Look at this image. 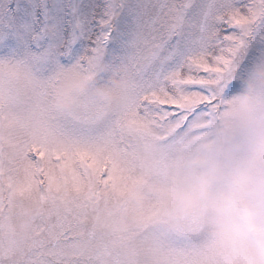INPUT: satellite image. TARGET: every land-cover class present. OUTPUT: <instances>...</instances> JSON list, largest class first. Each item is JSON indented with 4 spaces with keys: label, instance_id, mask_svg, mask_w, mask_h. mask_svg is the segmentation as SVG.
I'll list each match as a JSON object with an SVG mask.
<instances>
[{
    "label": "rangeland",
    "instance_id": "rangeland-1",
    "mask_svg": "<svg viewBox=\"0 0 264 264\" xmlns=\"http://www.w3.org/2000/svg\"><path fill=\"white\" fill-rule=\"evenodd\" d=\"M260 156L264 0H0V264H264Z\"/></svg>",
    "mask_w": 264,
    "mask_h": 264
}]
</instances>
